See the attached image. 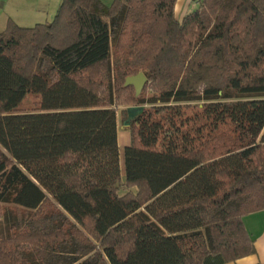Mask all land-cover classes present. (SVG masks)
Masks as SVG:
<instances>
[{
	"label": "trees",
	"instance_id": "trees-1",
	"mask_svg": "<svg viewBox=\"0 0 264 264\" xmlns=\"http://www.w3.org/2000/svg\"><path fill=\"white\" fill-rule=\"evenodd\" d=\"M175 2L62 0L50 22L7 19L0 264L255 253L242 218L264 210V0H197L181 20ZM139 71L135 96L123 84ZM196 101L200 124L188 130L181 103ZM144 103L122 168L117 107Z\"/></svg>",
	"mask_w": 264,
	"mask_h": 264
},
{
	"label": "rangeland",
	"instance_id": "rangeland-1",
	"mask_svg": "<svg viewBox=\"0 0 264 264\" xmlns=\"http://www.w3.org/2000/svg\"><path fill=\"white\" fill-rule=\"evenodd\" d=\"M62 0H0V31L5 27L6 21L8 18H11L20 26L30 27L36 23H45L50 22L54 18L56 11ZM149 93L151 89L149 88ZM148 96V95H147ZM201 101L189 102L187 104L181 103L182 105H188V107L182 108V114L179 117L180 120L187 123L183 128H188L192 130L197 128L200 124L198 119L199 108L197 105H200ZM160 103H155L158 106ZM144 108H150L153 106L149 103L142 104ZM131 106V105H129ZM127 106L121 105L117 107V122L119 126V143L121 148L120 158L123 168V150L124 145L123 138L130 139V124L125 125L124 121L126 120V111ZM179 119H176L179 122ZM166 129L164 135H168L170 130ZM120 193L124 192V189H120ZM11 209H13L12 206ZM10 209V208H9Z\"/></svg>",
	"mask_w": 264,
	"mask_h": 264
},
{
	"label": "crops",
	"instance_id": "crops-1",
	"mask_svg": "<svg viewBox=\"0 0 264 264\" xmlns=\"http://www.w3.org/2000/svg\"><path fill=\"white\" fill-rule=\"evenodd\" d=\"M113 0H101L105 5H109ZM197 0H176L174 6L175 17L181 20L182 17L196 7ZM3 30V29H2ZM119 126L117 122V142L119 153L121 146L119 143ZM124 146L130 144V139H124L121 143ZM121 159V158H120ZM243 224L249 236L253 239L255 253L223 264H264V210L255 211L242 218Z\"/></svg>",
	"mask_w": 264,
	"mask_h": 264
},
{
	"label": "water",
	"instance_id": "water-1",
	"mask_svg": "<svg viewBox=\"0 0 264 264\" xmlns=\"http://www.w3.org/2000/svg\"><path fill=\"white\" fill-rule=\"evenodd\" d=\"M146 81H147L146 75L143 72L139 71L134 75L127 76L124 80L123 85L133 86L135 91V96H138L141 93ZM143 109H144L143 105L127 106L125 108L127 117L126 120L124 121V124L129 125L131 121L136 119L142 113Z\"/></svg>",
	"mask_w": 264,
	"mask_h": 264
}]
</instances>
